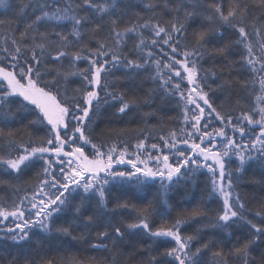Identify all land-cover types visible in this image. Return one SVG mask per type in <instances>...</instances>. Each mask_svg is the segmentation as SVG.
Wrapping results in <instances>:
<instances>
[{
    "label": "snow or ice",
    "instance_id": "snow-or-ice-1",
    "mask_svg": "<svg viewBox=\"0 0 264 264\" xmlns=\"http://www.w3.org/2000/svg\"><path fill=\"white\" fill-rule=\"evenodd\" d=\"M224 5L225 0H147L141 12L146 10L151 17L145 18L141 12L130 13L135 7L131 0L123 6L118 0H0L5 15L11 12L15 17L0 19V118L15 122L19 114H27L33 118L25 127L45 130L43 136L29 135L24 141L18 139L20 129L0 128V167L17 179L35 170L36 178L31 197L19 198L11 209L0 206V223L10 218L14 222L0 229V264H38L33 238L53 233L71 236L74 228L94 231L96 242H86L105 251L109 248L104 241L117 249L128 235L142 234L150 243L140 246L148 253L140 264H201L205 251L211 253L212 264H226L228 256L240 264H253V247L264 243V203L250 219L236 187L250 163L264 170V0H227V10ZM253 8L260 11L259 16L253 15ZM165 14L168 19H163ZM225 30L235 38L229 36L210 49L214 39L225 40ZM165 46L169 51H164ZM229 50L236 59H228ZM205 58H223V67L204 68ZM237 66L245 73L243 79H222L231 77ZM120 70L122 76L116 77ZM70 76L79 77L82 85L72 97L60 90L61 80ZM218 78L217 89L235 84L253 97V106L241 108L236 117L222 113L209 96L214 89L208 81ZM122 81L135 87L121 89ZM145 81L156 87L141 97L136 89ZM158 89L166 97H179L183 122L191 125V131L180 129L186 137L182 140L175 130L168 138L160 137L163 147L177 157L175 162L155 143L150 147L158 154L148 152L146 138L137 141L134 152L116 144L105 151L103 144L93 142L89 124L103 105L112 102L117 114L127 115L132 108L149 104ZM213 120L221 126L207 131ZM229 128L241 138L247 136V142L229 135ZM217 137L223 141L220 147ZM178 144L188 145L190 151L178 150ZM233 156L238 160L234 170L227 166ZM125 164L130 170H117L116 166ZM201 169L209 175L207 200L218 197L221 207L209 215L202 197L173 220H162L154 227V203L170 208L173 186L181 180L195 183ZM157 179L156 200L140 207L118 198L110 206L111 183L143 189ZM125 210L127 220L120 216ZM62 217L63 223H57ZM202 219L208 223L195 234H183L187 222ZM205 229L212 231L201 242ZM161 238L173 246L157 252L154 246ZM260 259L264 264V251ZM65 260L79 264L74 257ZM39 264L56 262L42 255Z\"/></svg>",
    "mask_w": 264,
    "mask_h": 264
},
{
    "label": "trees",
    "instance_id": "trees-1",
    "mask_svg": "<svg viewBox=\"0 0 264 264\" xmlns=\"http://www.w3.org/2000/svg\"><path fill=\"white\" fill-rule=\"evenodd\" d=\"M19 2V0H16ZM129 0H118V3L123 6V4L128 3ZM147 0H131V3L135 5L134 8L129 9L131 12H141L143 9L144 3ZM212 2V0H208ZM225 10H227V0H225ZM159 12V9H157ZM253 15L259 16L260 11L253 8ZM145 18L151 17V13L146 10L141 12ZM169 17L165 14L163 19H168ZM0 19L3 20H14V15L9 12L5 15V10L0 9ZM155 19V18H154ZM15 27V25H13ZM191 33V29H189ZM148 35V33H145ZM235 38V34L231 33L229 30H225V40L216 41L213 40L209 44V48L221 46L228 38ZM191 39V35H189ZM131 47V42H129ZM157 52V58H159L160 52L159 48L154 49ZM164 51H169L167 47H164ZM226 55L229 60L236 59V54L232 50H229ZM180 58V57H178ZM204 68H210L215 65L217 69L223 67V58H217L215 61L205 58L202 62ZM80 67H85L86 64L80 63ZM52 67V65H49ZM67 69V63L65 62V70ZM115 71V70H114ZM123 70L116 71V77H121ZM245 73L237 66L233 69L232 76L229 77L225 75L222 77L224 80H235L243 79ZM45 79H50V77H45ZM136 83H140L137 81ZM208 83L211 85V88L214 91H209V96L215 106L222 113H230L233 117L239 116L241 108L247 110L254 104V99L252 96H249L244 89L239 88L235 84H231L230 87L225 90L217 89V85L220 83V79L212 80L210 79ZM186 84V82H185ZM81 81L79 77L70 76L67 81L61 80L60 90L62 94H66L69 97H72L75 93L74 90L81 87ZM121 89L125 88H134L135 85L127 81H122L119 84ZM154 85L151 81H145L139 89H136L138 95L141 97L148 92L150 88H154ZM208 91V88L205 89ZM258 90V89H257ZM183 104L179 100L178 96L166 97L163 94L162 90H157L156 93L152 94L151 101L147 105H141L139 108H132L127 115H119L116 112V105L110 102L108 105H103L99 113L92 117V121L89 124V131L91 133V138L94 143L103 144L104 150H107L108 146L116 144L119 148L125 146L128 147L129 152L135 151V144L139 139H145L146 144L148 145V152H157L158 150L151 149V144L155 143L159 146V151L164 154H168L170 159L175 162L177 157L169 149L163 147V141L160 139L161 136L168 138V133L172 130H175L178 134V139L182 140L186 138L183 134L180 133L181 128H185L188 131H191V125L185 124L183 122V114L181 112V107L178 106ZM191 107V106H190ZM145 113H153L152 115L145 116ZM33 117L27 114H19L16 121L12 122L11 118L8 123H5L2 118H0V128H3L5 131L10 129H20L21 135L18 139L27 141L29 135L33 139H36L45 134L43 126L39 128L35 127H25L28 125L29 119ZM203 123V121H202ZM218 121L213 120L210 127L207 131H212L214 128L220 127ZM230 129V128H229ZM237 141L243 139L244 142H247L248 137L245 136L241 138L240 136H234ZM196 142H199L198 138ZM207 143V142H205ZM218 147L222 146L218 142ZM86 152L91 153V149L86 147ZM178 150L189 152L190 149L188 145L178 144ZM233 162L228 163L230 169H235L238 165V160L235 156L232 157ZM117 170H130V167L127 165H118L116 166ZM235 179V177H234ZM264 179V170H262L258 164L255 162L250 163L246 166L245 171L243 172V178L238 182L236 191L241 195L243 201L246 203L247 208L250 210L249 218L254 217L255 211L264 203V183L260 181ZM0 180L5 181L6 183H0V206H6L11 209L13 202H19V198L24 197L25 195L31 197L32 192L35 188L36 178L35 170L32 172L20 177L17 179L15 175H8L5 173L2 167H0ZM209 175L207 169H201L195 176V183L192 180L184 181L181 180L180 184L173 186L169 192V205L171 207L161 206L157 201L154 203L156 212L153 214V219L155 221L154 227L159 226L162 220H173L177 213L185 208H191L200 202L201 198L205 199L207 207L210 209L209 215H214L215 210L221 207V201L219 198H213L211 201L207 200V185H208ZM108 197L110 201V206L112 203H115L116 199H127L131 204L137 206H144L148 203L149 200H156V194L159 190V180L157 179L154 182H149L146 187L143 189L136 188L135 185L124 184L119 185L116 182L111 183L109 186ZM25 207H28L27 201H25ZM120 216H123L126 220L129 219L128 210H125L120 213ZM57 223H63V217L57 221ZM208 223L206 219L202 220H192L187 222V224L182 228V232L185 235H193L197 228H201L203 224ZM6 226H14L13 220L10 218L3 223H0V229L5 228ZM124 230V229H122ZM34 231L39 232L38 229ZM211 229H205L202 233V240H207L211 233ZM237 234H240L238 231ZM3 233L0 232V236ZM95 233L92 230L85 233L82 228H74L71 236H63L56 233H53L52 236L45 238L43 234L33 238L32 247L36 249V252L39 253L35 255V259L39 264L40 256L47 255L55 259L56 264H66V257H74L79 264H105V261L108 264H112V255L116 253L115 264H140L141 261L147 260L148 253L141 250V244L147 245L150 243L146 237L137 235H128L127 238L121 242L117 249H112L110 241H104L108 245L109 251L103 249H94L86 241H96L93 239ZM75 237V239H73ZM234 241V237L232 238ZM39 241V243H37ZM162 242H158L154 247L156 251H162L164 248L173 246L171 241H165L164 238H161ZM196 245L194 244V247ZM228 247H231L229 244ZM215 249L213 248V251ZM227 251V248L225 249ZM264 251V243L257 244L252 249V255L256 258L253 261V264H261L260 252ZM122 253V255L120 254ZM153 254H156L155 252ZM167 259V258H161ZM201 264H212L211 253L205 251L202 256ZM226 264H240L232 256L227 257Z\"/></svg>",
    "mask_w": 264,
    "mask_h": 264
},
{
    "label": "rangeland",
    "instance_id": "rangeland-1",
    "mask_svg": "<svg viewBox=\"0 0 264 264\" xmlns=\"http://www.w3.org/2000/svg\"><path fill=\"white\" fill-rule=\"evenodd\" d=\"M227 131H228L229 135L239 136L238 133L233 134L232 131H231V129H227ZM255 131L258 133V132H259V128L257 127V128L255 129ZM217 142H218L220 145H222V143H223V141H222L221 138H219V137H217L216 140H215V143H216V144H217ZM217 146H218V144H217ZM152 154H153V155H156V154H158V151H157V152H156V151H155V152H152ZM129 158H131V157H129ZM125 165H126V164H125ZM127 166L130 167V165H127Z\"/></svg>",
    "mask_w": 264,
    "mask_h": 264
}]
</instances>
